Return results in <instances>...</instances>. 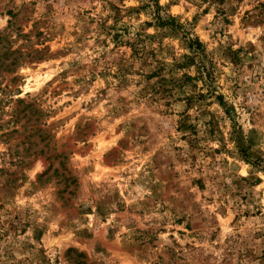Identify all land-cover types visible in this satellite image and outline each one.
I'll use <instances>...</instances> for the list:
<instances>
[{"label": "rangeland", "instance_id": "374dc122", "mask_svg": "<svg viewBox=\"0 0 264 264\" xmlns=\"http://www.w3.org/2000/svg\"><path fill=\"white\" fill-rule=\"evenodd\" d=\"M157 1L204 60L155 0H0V264H264V0Z\"/></svg>", "mask_w": 264, "mask_h": 264}, {"label": "trees", "instance_id": "16d2710c", "mask_svg": "<svg viewBox=\"0 0 264 264\" xmlns=\"http://www.w3.org/2000/svg\"><path fill=\"white\" fill-rule=\"evenodd\" d=\"M155 4H156L155 23L160 27L169 28L175 32H180L182 34V37L185 39L187 43V47L190 49V51L194 53V55L188 56V59L191 62L190 64H195L196 57H200V58L202 57L204 60V58H206L205 44L200 40V38L197 35L193 34L190 30H187L176 16H173L168 13L161 15L160 10L162 8L161 6L158 5L157 0H155ZM7 36H8L7 33L0 32L1 41L7 40ZM39 51H42V50H39ZM16 52H18L17 49L10 50L8 48V49H5L4 54L6 56H9V55L15 54ZM200 63H202L198 65V71L200 73V76H206L207 79L211 77L210 81H212L213 80L212 69L211 68L209 69L206 66V64H204L202 61ZM17 64L18 63L15 58L11 62L2 63L1 65L4 67H7V69L9 70H12ZM219 99L221 100L220 96H219ZM244 158L251 164H256L249 156H247V154H244Z\"/></svg>", "mask_w": 264, "mask_h": 264}]
</instances>
